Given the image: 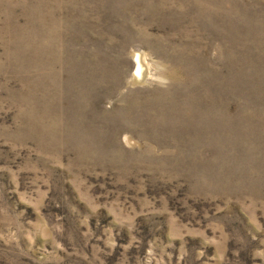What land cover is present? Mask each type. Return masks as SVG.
I'll return each mask as SVG.
<instances>
[{
    "label": "rangeland",
    "instance_id": "obj_1",
    "mask_svg": "<svg viewBox=\"0 0 264 264\" xmlns=\"http://www.w3.org/2000/svg\"><path fill=\"white\" fill-rule=\"evenodd\" d=\"M0 264H264V0H0Z\"/></svg>",
    "mask_w": 264,
    "mask_h": 264
},
{
    "label": "bare ground",
    "instance_id": "obj_2",
    "mask_svg": "<svg viewBox=\"0 0 264 264\" xmlns=\"http://www.w3.org/2000/svg\"><path fill=\"white\" fill-rule=\"evenodd\" d=\"M141 70H142V65H141V63H140L139 68H138V72L140 73Z\"/></svg>",
    "mask_w": 264,
    "mask_h": 264
}]
</instances>
